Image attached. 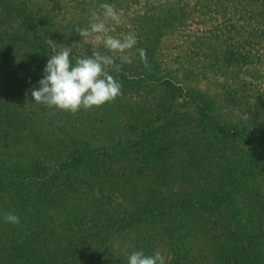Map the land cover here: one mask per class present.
Segmentation results:
<instances>
[{"label": "trees", "instance_id": "1", "mask_svg": "<svg viewBox=\"0 0 264 264\" xmlns=\"http://www.w3.org/2000/svg\"><path fill=\"white\" fill-rule=\"evenodd\" d=\"M101 4L123 21L108 35L137 38L132 63L109 69L122 94L75 115L35 103L31 92L54 51L70 47L73 65L92 53L82 52L74 28L90 27ZM197 9L202 29L178 75L164 44L191 39L179 30ZM0 26V264H128L135 251L160 252L158 242L165 264H264V95L251 82L230 88L225 78L214 81L216 98L195 76L235 79L262 61L241 49L255 42L257 27L264 38V0H194L190 8L186 0H0ZM104 54L120 63L119 54ZM131 91L141 92L138 100ZM222 106L247 118L235 126ZM45 125L61 135L42 144L35 133ZM100 129L109 134H89ZM8 213L20 223H6ZM111 233L128 242L113 259Z\"/></svg>", "mask_w": 264, "mask_h": 264}, {"label": "clouds", "instance_id": "2", "mask_svg": "<svg viewBox=\"0 0 264 264\" xmlns=\"http://www.w3.org/2000/svg\"><path fill=\"white\" fill-rule=\"evenodd\" d=\"M99 7L101 12H91L90 27L77 26L74 29L82 38L96 34L97 44H102L111 53L119 54L120 63H116L113 56L92 50L91 56L78 57L73 65L70 47L54 51L55 54L48 58L43 69L39 89L31 92L35 103L75 115L81 109L89 110L112 102L122 94L121 83L110 74L109 69L119 72L123 64L132 63L127 53L137 44V38L132 32L122 39L107 35L113 30L108 26V21L118 20V13L110 4ZM137 52L140 62L147 67L145 50L140 48ZM4 220L13 225L20 223V218L12 213L6 214ZM128 264H165V258L159 251L150 256L135 251L128 257Z\"/></svg>", "mask_w": 264, "mask_h": 264}, {"label": "rangeland", "instance_id": "3", "mask_svg": "<svg viewBox=\"0 0 264 264\" xmlns=\"http://www.w3.org/2000/svg\"><path fill=\"white\" fill-rule=\"evenodd\" d=\"M146 2H154V1H159V3H164V2H171L172 0H145ZM187 2V8H190L191 4L194 2V0H186ZM182 4V3H181ZM254 13L259 12L260 8H258L257 6H254V8H252ZM198 9L197 11H193L190 13V18L187 19L184 23V25L180 28L179 33L182 32V34H187L190 35L191 39L190 40H186V38L183 37H175L172 39H168L164 46L167 48L164 56H167L166 61L169 63V65L171 66V68L176 69L178 68L179 63H181V67H188L187 62L184 61V58L189 59L190 56H193L194 54V49L192 44L190 43V41H192V37H194L195 35H200V31L202 29L201 23H199L201 21V19L198 17ZM207 14V13H206ZM259 17H254V19L256 20ZM261 19V18H260ZM121 18H118V20L116 21H110V27L113 29V27L117 24H119L121 21ZM125 23V22H124ZM261 23V22H260ZM210 26V22L208 23ZM3 28L2 26H0V32H3ZM262 31V27H257L256 31L252 37L253 41L252 42L248 39L245 40V43H243L242 45L244 46L241 49V52L246 51L247 54H252V52H254L256 55H259L262 57V61L261 62H257L254 61L255 67L251 64V63H247V65H244V72L242 71H238V75L235 79H229V77L225 76H219L217 75L218 73H210V72H205L204 73V77H201L199 74H196V78L198 79L196 84L197 86L205 92H208L212 95H214L216 98H219V93L221 91V89L215 85L214 81H221V82H225V78H226V84L228 85V87L230 88H236L237 86H239V82L242 81H246V82H251L252 85L254 86V92L258 91L259 93H262L261 95H264V38L261 40L259 39V31ZM178 33V32H177ZM176 33V34H177ZM95 35L89 36V37H85L84 38V42H85V46H83L81 48L84 49L90 46V50H98L101 52V54H104V52H106L107 49H105L103 47L102 44H97L96 39H95ZM108 35V34H107ZM121 34L120 33H114L113 36L115 37H119ZM123 36V35H122ZM122 39V38H121ZM241 41V38H239ZM171 42V48H168V44ZM209 42H206V44L210 45L212 48H217L218 46H213L216 42L213 39H209ZM197 42L195 43L196 46ZM222 48L219 49V52H221ZM83 52V50H82ZM130 57L134 56V50L133 48L131 50L128 51L127 53ZM92 55V53L90 54V56ZM118 55V54H117ZM180 57V58H179ZM234 69H236L235 67H233ZM232 68V70L234 71V69ZM228 71L230 72V70L228 69ZM182 73V69H176V74H181ZM230 76V75H229ZM137 87V86H136ZM154 91V89H153ZM130 101H135L138 100V94L140 95V91H138V93L136 94V92L131 91L130 92ZM156 94L153 93V95ZM150 107V106H149ZM230 107H226V106H222L223 111L225 112V117H223L224 119H229L231 120V122L233 123V125L235 126H239V123H242L244 118H247V115H245V112L239 113L236 110L233 112H228L230 111L229 109ZM244 111V108H241ZM240 111V110H239ZM239 113V115H238ZM76 124V123H75ZM123 122H120V126H122ZM77 126V125H76ZM52 128V127H51ZM69 127H66V129ZM76 132H78L76 127H73ZM50 127L48 125H45L41 131L35 133L37 134V138L39 139V141L44 144L45 142L48 141V138L50 137L51 134L56 135L57 137H60L61 135V130H56V131H52L50 132ZM82 135H79V137H82L84 139H87L86 137H90L89 134H102L105 137V134H109V132L107 130H103L100 129V133H96L94 130L90 131V133H84V131H82ZM123 133V126L120 128L118 134ZM101 136V137H103ZM96 138H91V139H87L90 140L91 143L92 141H95ZM104 142H109V138H103L101 139ZM103 142V143H104ZM93 144V143H92ZM98 145H101L102 142L99 141L97 143ZM19 146H23L22 144H19ZM10 154H12V157L14 156V151L12 150L10 152ZM13 160V159H12ZM126 167V165H120L119 168H123ZM149 167V166H148ZM175 183V182H174ZM174 190L179 189L178 185L172 184L171 185ZM103 196H108V192L102 190ZM115 194L112 195V197ZM96 197L100 198L99 193H96ZM93 199V198H92ZM86 201H88L89 203H91V199L90 198H85ZM114 201H120V199L116 196L113 197ZM110 203H115V202H111ZM112 236V245H111V251L109 250V252L107 255L109 258L113 259L116 255L118 256L119 254H121L123 251H125L124 247H127V243L128 242H124V240H122L119 236L120 234L118 233H111ZM158 245V248H160V252L163 253L164 258L168 257V253L165 251V245L163 242H158L155 243ZM108 250V248H105V251ZM113 251V252H112ZM116 256V257H117Z\"/></svg>", "mask_w": 264, "mask_h": 264}]
</instances>
